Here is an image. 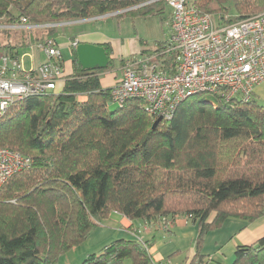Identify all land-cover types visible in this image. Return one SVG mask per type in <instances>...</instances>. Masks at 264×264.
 I'll list each match as a JSON object with an SVG mask.
<instances>
[{"label": "trees", "instance_id": "16d2710c", "mask_svg": "<svg viewBox=\"0 0 264 264\" xmlns=\"http://www.w3.org/2000/svg\"><path fill=\"white\" fill-rule=\"evenodd\" d=\"M189 1L202 13L228 15L229 23L264 12V0ZM167 6L163 0H0V21L68 23L109 14L135 20L162 17ZM0 32L6 35L0 51L13 58L57 37V28ZM99 45L109 57L106 69H83L74 50L73 72L57 92L17 101L0 118V147L31 159L0 187V264H57L113 213L171 225L187 217L198 225L196 260L206 235L227 219L264 217V105L256 96L227 101L195 94L153 128L159 117L140 99L109 109L111 88L102 86L100 74L117 62L110 42ZM147 55L176 71L167 40L144 47L141 56ZM146 247L117 239L82 264H153ZM233 264H264V236L238 246Z\"/></svg>", "mask_w": 264, "mask_h": 264}, {"label": "built area", "instance_id": "2783aa9c", "mask_svg": "<svg viewBox=\"0 0 264 264\" xmlns=\"http://www.w3.org/2000/svg\"><path fill=\"white\" fill-rule=\"evenodd\" d=\"M163 1L171 8L167 41L168 51L176 53V71L162 69L156 55L130 61L123 67L121 79L111 87L110 104L123 106L131 99H140L150 114L171 120L181 102L195 94H222L227 101L233 97L252 99L255 88L264 82V12L229 23L228 15L202 13L189 0ZM110 15L114 16L92 20ZM68 24L71 22L33 24L22 17L15 24L0 23V30L29 31ZM80 43L75 39L71 48L76 50ZM43 47L46 60L32 69H26L20 57L0 55V118L13 103L57 92L65 81L57 40L47 37ZM30 165L28 156L0 147V187ZM152 263L172 264L170 260L153 259Z\"/></svg>", "mask_w": 264, "mask_h": 264}, {"label": "crops", "instance_id": "0c3cea01", "mask_svg": "<svg viewBox=\"0 0 264 264\" xmlns=\"http://www.w3.org/2000/svg\"><path fill=\"white\" fill-rule=\"evenodd\" d=\"M97 20L71 22L73 25L77 24L78 28L72 29L68 46L70 50L74 51L71 48V42L75 39L80 40L81 43L86 42L97 45L110 42L117 66L112 70L101 73L100 77L102 86L111 88L122 77L123 67L120 68L118 63L139 55V58L136 59L138 60L142 57V49L151 47L147 41L145 46L141 45L139 41L141 37L135 34L133 38H124L121 34L118 37H108L100 30L93 29V23ZM56 40L58 43L57 37ZM44 43L35 45L36 51L34 50L32 54H21L20 58L26 69H32L45 62ZM58 46L64 61L65 73L70 75L73 72V59L71 62L66 63L62 47L59 43ZM1 54H3V51H1ZM26 57L31 60L29 68L26 66ZM118 70L119 75L116 72ZM62 85L63 83L60 84V87ZM263 85L264 82L256 87L255 94L256 92L259 94ZM80 99L85 100L86 97L83 96ZM166 227L170 232L165 231ZM132 229H135L138 234L134 233ZM197 236L198 225L185 216H179L171 225L170 222L165 224L160 219L149 222L143 220L132 221L119 213H113L92 231L85 243L62 255L57 264H82L88 255L98 254L106 245L117 239L148 242L150 245L148 252L151 258L157 262L170 260L172 264H233L238 246L252 244L264 236V217L253 222L238 218L227 219L221 228L206 235L200 258L195 260L197 258ZM82 249L84 251H81ZM125 264H127V261Z\"/></svg>", "mask_w": 264, "mask_h": 264}, {"label": "rangeland", "instance_id": "374dc122", "mask_svg": "<svg viewBox=\"0 0 264 264\" xmlns=\"http://www.w3.org/2000/svg\"><path fill=\"white\" fill-rule=\"evenodd\" d=\"M231 5V3L229 4ZM230 14H235L234 7L231 5ZM171 14V8L167 6L165 14L162 17H151V18H139V19H131L130 17L125 18H116L114 16H108L101 18L95 23H93V29L100 30L104 35L108 37H115L119 36L120 34L124 38H133L134 36V29L137 31V35L141 38H144L145 41H147L151 48H155V44L157 41H166L169 39L170 36V27H169V19ZM217 16V15H215ZM1 23V21H0ZM78 25L68 24L65 26L57 27V39L59 45L62 47V53L65 58L66 63H69L73 59V51L70 50L68 43L70 39V33L72 32V29H77ZM81 26V25H80ZM6 35H3L0 32V42L6 41ZM36 46L33 45L31 47L25 48L21 51V54L24 53H34V50L36 51ZM72 51V52H71ZM1 53V51H0ZM4 53V52H3ZM30 57V55H28ZM139 56V55H138ZM132 57L131 59L136 60L139 57ZM29 57H26V66L29 68L31 60ZM118 66L120 68L123 67V65H120V62L118 63ZM119 75V70L116 71ZM256 90V88H255ZM254 95L256 96L257 100L260 104L264 105V85L261 87L259 94L254 91ZM118 108V104L113 103L109 105L110 110H116ZM167 221V220H166ZM81 251H84L82 249ZM90 254V252H89ZM127 264H131L130 261H127Z\"/></svg>", "mask_w": 264, "mask_h": 264}, {"label": "water", "instance_id": "95a60500", "mask_svg": "<svg viewBox=\"0 0 264 264\" xmlns=\"http://www.w3.org/2000/svg\"><path fill=\"white\" fill-rule=\"evenodd\" d=\"M76 52L78 55V61L83 69L101 70L106 69L109 66V57L106 49L101 45L83 42L78 45ZM162 120V117L155 120L153 128H156Z\"/></svg>", "mask_w": 264, "mask_h": 264}]
</instances>
